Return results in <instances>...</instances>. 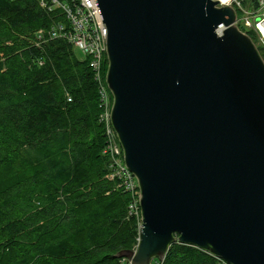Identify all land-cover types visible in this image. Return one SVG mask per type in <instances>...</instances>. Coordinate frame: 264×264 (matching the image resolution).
<instances>
[{
	"label": "water",
	"instance_id": "1",
	"mask_svg": "<svg viewBox=\"0 0 264 264\" xmlns=\"http://www.w3.org/2000/svg\"><path fill=\"white\" fill-rule=\"evenodd\" d=\"M112 124L140 188L138 244L264 264V58L221 0H96Z\"/></svg>",
	"mask_w": 264,
	"mask_h": 264
},
{
	"label": "trees",
	"instance_id": "2",
	"mask_svg": "<svg viewBox=\"0 0 264 264\" xmlns=\"http://www.w3.org/2000/svg\"><path fill=\"white\" fill-rule=\"evenodd\" d=\"M61 22L40 0H0V264H130L116 253L137 246L140 228L109 178L91 59L68 39H39ZM152 264L229 263L174 243Z\"/></svg>",
	"mask_w": 264,
	"mask_h": 264
},
{
	"label": "built area",
	"instance_id": "3",
	"mask_svg": "<svg viewBox=\"0 0 264 264\" xmlns=\"http://www.w3.org/2000/svg\"><path fill=\"white\" fill-rule=\"evenodd\" d=\"M251 3L249 0H230L223 4L231 5L236 9L238 25H242L247 30H254L264 46V0H258L256 7ZM40 5L47 12L61 10L68 24L56 23L48 30H39V39L43 41L47 36L51 39H68L76 49L81 50L91 59L90 65L99 86L101 107L99 117L106 135L103 152L109 157L112 169L109 178L120 179V186L130 194L128 212L137 219L140 228L143 220L138 180L125 163L124 151L112 124L113 95L103 73L104 61L107 57L108 28L98 3L96 0H40Z\"/></svg>",
	"mask_w": 264,
	"mask_h": 264
},
{
	"label": "rangeland",
	"instance_id": "4",
	"mask_svg": "<svg viewBox=\"0 0 264 264\" xmlns=\"http://www.w3.org/2000/svg\"><path fill=\"white\" fill-rule=\"evenodd\" d=\"M257 34V33H256ZM257 37H258V34H257ZM258 39H259V37H258ZM254 41V40H253ZM261 42V40H259L257 43L255 42V44L257 45V47H259L258 46V44ZM261 44V43H260ZM259 44V45H260ZM261 46H263L262 44H261ZM264 47V46H263ZM259 49V48H258ZM264 49V48H263ZM260 51V50H259ZM76 53H77V55L79 56V57H83L84 56V53L81 51V50H79V49H76ZM262 54H263V56H264V50H262ZM261 54V55H262ZM264 58V57H263ZM123 264H125V263H123Z\"/></svg>",
	"mask_w": 264,
	"mask_h": 264
},
{
	"label": "bare ground",
	"instance_id": "5",
	"mask_svg": "<svg viewBox=\"0 0 264 264\" xmlns=\"http://www.w3.org/2000/svg\"><path fill=\"white\" fill-rule=\"evenodd\" d=\"M223 3H227L230 0H221ZM66 22V21H65ZM47 38V37H46ZM111 172V171H110Z\"/></svg>",
	"mask_w": 264,
	"mask_h": 264
}]
</instances>
